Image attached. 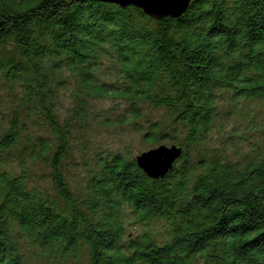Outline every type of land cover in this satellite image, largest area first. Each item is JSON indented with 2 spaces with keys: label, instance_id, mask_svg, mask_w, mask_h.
Segmentation results:
<instances>
[{
  "label": "trees",
  "instance_id": "16d2710c",
  "mask_svg": "<svg viewBox=\"0 0 264 264\" xmlns=\"http://www.w3.org/2000/svg\"><path fill=\"white\" fill-rule=\"evenodd\" d=\"M0 88V264H264V0H191L157 18L100 0H0ZM239 100L263 109L246 113L247 149L228 151L212 132ZM103 127L182 151L151 178L92 145Z\"/></svg>",
  "mask_w": 264,
  "mask_h": 264
},
{
  "label": "rangeland",
  "instance_id": "374dc122",
  "mask_svg": "<svg viewBox=\"0 0 264 264\" xmlns=\"http://www.w3.org/2000/svg\"><path fill=\"white\" fill-rule=\"evenodd\" d=\"M5 89L0 88V109H3L5 107H8V102L10 101V98H4L3 92ZM67 91L61 95V103L62 107H65L69 104V97L66 96ZM239 102H242V100H239ZM94 106L97 108H105L111 111H116L115 103H113V100L102 98L100 100L94 101ZM263 109L262 105L254 100V101H244L241 105H238L237 113L233 114L230 118L227 120H223V124L225 125L226 129L223 131L221 130L220 135H217V132L213 131L212 136L217 144L219 146L222 144L227 148L228 151H231L233 149V145L241 147L243 150L247 149V147L239 142L240 137H244L245 134L249 133V129H246V121L248 118H250L252 121L253 117L247 115V111H251L252 114L258 113ZM104 113V111H102ZM64 113L63 109H60V114L62 115ZM97 119H92V125L94 123H98L96 121ZM255 122V121H254ZM233 127V132L231 133L230 129ZM115 129V130H114ZM109 130V131H108ZM113 130L118 131L116 128H107L103 127V129H96L94 135H92V145L99 144V147L107 146L111 149H117L119 151L125 152V154L129 157L134 158V156L138 155L140 152L151 149V147H155L160 144H153L150 147L142 142V139L140 138V133H135L132 131H127L126 133H118L115 136H113ZM254 138V135L253 137ZM254 139H258V137H255ZM161 144L169 145L167 140L162 141ZM98 147V148H99ZM102 147V148H103ZM72 159L74 161H77L76 166H70L69 171L67 172V178L69 181V185L72 188H77L79 185L82 184L83 177V169L82 166L79 165L81 163L80 156L77 153H73ZM12 162V161H11ZM11 165L15 166L16 162H12ZM41 184L45 185L48 182L46 180L40 181ZM161 221H155L154 224H149L148 228L151 229L153 232L161 230ZM126 231H129V234L133 233L134 230H139L138 225L136 224L135 227L133 225H126Z\"/></svg>",
  "mask_w": 264,
  "mask_h": 264
},
{
  "label": "water",
  "instance_id": "95a60500",
  "mask_svg": "<svg viewBox=\"0 0 264 264\" xmlns=\"http://www.w3.org/2000/svg\"><path fill=\"white\" fill-rule=\"evenodd\" d=\"M98 1V0H97ZM113 2L119 6L134 5L144 13L157 18L167 15L177 17L191 0H100ZM182 149L179 146L160 144L134 156L139 168L149 177H162L171 168Z\"/></svg>",
  "mask_w": 264,
  "mask_h": 264
}]
</instances>
